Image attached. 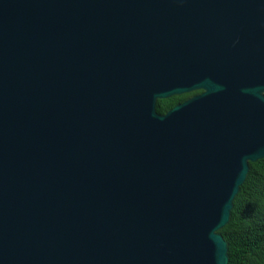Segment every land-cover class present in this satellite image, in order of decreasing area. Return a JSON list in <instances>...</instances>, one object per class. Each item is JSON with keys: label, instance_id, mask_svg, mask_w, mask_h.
<instances>
[{"label": "water", "instance_id": "obj_1", "mask_svg": "<svg viewBox=\"0 0 264 264\" xmlns=\"http://www.w3.org/2000/svg\"><path fill=\"white\" fill-rule=\"evenodd\" d=\"M260 160L264 0H0V264H229Z\"/></svg>", "mask_w": 264, "mask_h": 264}, {"label": "trees", "instance_id": "obj_2", "mask_svg": "<svg viewBox=\"0 0 264 264\" xmlns=\"http://www.w3.org/2000/svg\"><path fill=\"white\" fill-rule=\"evenodd\" d=\"M178 100L174 96L158 101L156 112L165 114ZM219 234L228 243L229 264H264V160L249 164L230 222Z\"/></svg>", "mask_w": 264, "mask_h": 264}, {"label": "flooded vegetation", "instance_id": "obj_3", "mask_svg": "<svg viewBox=\"0 0 264 264\" xmlns=\"http://www.w3.org/2000/svg\"><path fill=\"white\" fill-rule=\"evenodd\" d=\"M202 92L201 91H194V92H192V93H188V94H183V95H179V96H175V97H177L179 100H178V102H176V104L173 106V107H175V106H177V105H180V104H182L183 102H185V101H187V100H189V99H191V98H193V97H195V96H197V95H199V94H201ZM172 107V108H173ZM171 108V109H172ZM169 111V110H168Z\"/></svg>", "mask_w": 264, "mask_h": 264}]
</instances>
